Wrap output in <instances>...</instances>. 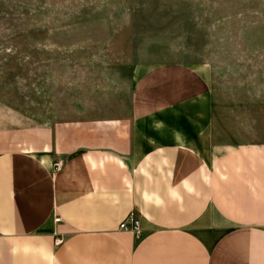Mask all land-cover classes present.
<instances>
[{
    "label": "crops",
    "instance_id": "crops-1",
    "mask_svg": "<svg viewBox=\"0 0 264 264\" xmlns=\"http://www.w3.org/2000/svg\"><path fill=\"white\" fill-rule=\"evenodd\" d=\"M207 71L149 65L117 114L0 146V264H264V79Z\"/></svg>",
    "mask_w": 264,
    "mask_h": 264
},
{
    "label": "rangeland",
    "instance_id": "rangeland-1",
    "mask_svg": "<svg viewBox=\"0 0 264 264\" xmlns=\"http://www.w3.org/2000/svg\"><path fill=\"white\" fill-rule=\"evenodd\" d=\"M35 1L0 0L3 148L23 134L45 143L59 121L117 114L149 65L203 67L219 93L264 79V0Z\"/></svg>",
    "mask_w": 264,
    "mask_h": 264
},
{
    "label": "built area",
    "instance_id": "built-area-1",
    "mask_svg": "<svg viewBox=\"0 0 264 264\" xmlns=\"http://www.w3.org/2000/svg\"><path fill=\"white\" fill-rule=\"evenodd\" d=\"M63 167V161H56L52 165L53 173L59 172ZM60 219L55 218V221L58 222ZM120 231L131 232L136 240H139L143 236V231L140 227L139 220L135 215L134 211H131L118 225ZM60 240L56 239L55 243L59 244Z\"/></svg>",
    "mask_w": 264,
    "mask_h": 264
}]
</instances>
